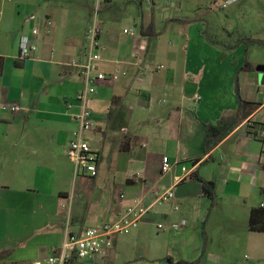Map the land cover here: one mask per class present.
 I'll list each match as a JSON object with an SVG mask.
<instances>
[{"label": "crops", "instance_id": "obj_1", "mask_svg": "<svg viewBox=\"0 0 264 264\" xmlns=\"http://www.w3.org/2000/svg\"><path fill=\"white\" fill-rule=\"evenodd\" d=\"M176 1L139 0L140 36L110 33L98 20L99 69L120 78L90 101L98 176L75 179L66 151L83 79L71 64L85 62L84 41L73 24L60 36L48 8L37 17L53 21L52 33L37 39L34 58L20 60L33 11L25 0H0V105L24 108L0 109V264H47L68 225L80 232L114 222L135 200L152 211L114 239L103 264H264V233L249 230L251 211L264 205V0ZM217 8L226 10L222 25ZM240 109L238 126L207 150V126ZM165 157L174 164L167 174ZM183 165L191 174L175 199L156 203ZM194 173L215 184L214 198Z\"/></svg>", "mask_w": 264, "mask_h": 264}, {"label": "built area", "instance_id": "obj_2", "mask_svg": "<svg viewBox=\"0 0 264 264\" xmlns=\"http://www.w3.org/2000/svg\"><path fill=\"white\" fill-rule=\"evenodd\" d=\"M95 8L92 15V25L86 31V40L88 41L87 50L84 57L85 62H73L71 65L81 69L83 79V89L76 97L79 112L76 115L77 128L73 132L72 138L68 143L66 155L72 166L73 176L75 179L79 177L95 178L98 176L99 155L92 149L89 133L95 127L93 112L90 108V101L98 92V87L108 80L116 81L120 78L119 73L108 76L99 69L98 63L101 61L100 47V26L98 22V14L101 5L111 0H94ZM231 2H226L222 7L226 8ZM35 25L30 35H23L20 39V60L32 59L38 52L37 39L43 34L52 33L53 21L49 18L34 21ZM125 30V33H128ZM138 58V65L140 57ZM121 66V62L117 63ZM162 69L163 66L157 67ZM72 106V105H71ZM70 106V107H71ZM0 109L8 111L12 115L21 114L24 108L19 103L1 104ZM174 164L169 158L165 157L162 163V172L169 173ZM183 176L176 178V185L169 191L159 195L156 203L164 204L175 199V189L178 184L183 182L191 171L185 165L182 166ZM124 198V196H122ZM264 207V205H262ZM176 210L179 207L176 206ZM152 206H148L142 200H135L128 206L124 213L114 222H102L97 227L88 228L80 232L70 230L68 225L63 242L52 248V254L47 259V264H70L72 260H94L105 258L114 247V239L119 236H128L145 220L151 213ZM186 225V221H181L172 225L175 231H179ZM159 230L166 227L162 224L158 225Z\"/></svg>", "mask_w": 264, "mask_h": 264}, {"label": "rangeland", "instance_id": "obj_3", "mask_svg": "<svg viewBox=\"0 0 264 264\" xmlns=\"http://www.w3.org/2000/svg\"><path fill=\"white\" fill-rule=\"evenodd\" d=\"M33 14L28 16L27 21L33 24L38 20V15L47 12L48 8L56 10V19L58 21L60 29V36L65 35L66 30L64 24H73L78 27L79 38L84 41L85 50H87L88 41L86 40V31L92 25V15L95 8L94 0H25ZM224 1V0H222ZM166 4V3H165ZM105 3L101 5L100 12L98 14V20L103 24L105 30H109L110 33H121L122 36L124 29L132 30L136 33V36H140V23L142 17V7L139 4V0H114L111 9L104 10ZM174 6L183 7V0H177ZM214 14L221 20L225 17L224 12L226 10L217 8ZM205 19L210 15L208 13L201 14ZM206 15V16H205ZM261 24V23H260ZM224 27V25H223ZM62 38V37H60ZM63 39V38H62ZM59 47L63 44L61 39L59 41ZM82 264H103L99 259H95L94 262L84 261Z\"/></svg>", "mask_w": 264, "mask_h": 264}, {"label": "trees", "instance_id": "obj_4", "mask_svg": "<svg viewBox=\"0 0 264 264\" xmlns=\"http://www.w3.org/2000/svg\"><path fill=\"white\" fill-rule=\"evenodd\" d=\"M252 43H257L252 41ZM249 65V64H247ZM242 105V104H241ZM241 108V107H240ZM242 113L241 109L238 113L229 120H222L217 126H207L206 148L211 150L218 145L224 138H226L239 124ZM196 164V163H195ZM192 178L198 179L202 182L204 193L209 198H214L215 184L213 182L204 181L197 173L191 175ZM249 230L252 232L264 233V207L253 209L249 219Z\"/></svg>", "mask_w": 264, "mask_h": 264}]
</instances>
